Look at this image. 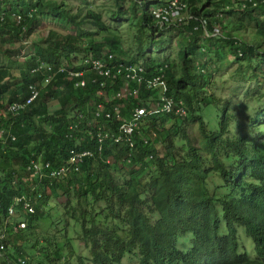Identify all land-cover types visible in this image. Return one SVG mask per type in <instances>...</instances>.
<instances>
[{
  "label": "trees",
  "instance_id": "1",
  "mask_svg": "<svg viewBox=\"0 0 264 264\" xmlns=\"http://www.w3.org/2000/svg\"><path fill=\"white\" fill-rule=\"evenodd\" d=\"M114 1L118 3L120 0ZM185 1L194 18L167 31L161 30L151 16V7L159 0H130L131 9H119L118 13L120 17L130 11L138 14L142 36L148 29L145 38H137L139 54L129 61L143 63L148 72L168 65L170 96L183 102L186 116L157 117L151 123L157 133L155 139L149 138L150 131L143 130L148 134L147 144L136 140L135 147L129 148L109 139L101 145L103 152L87 159L80 171H73L59 180L46 179L43 185H39L40 189L32 192L35 213L25 215L17 207L16 212L20 213L24 227L13 236L10 235L11 229L4 228L2 222L13 198L29 193L34 185L31 173L25 175L30 162L50 163L52 169L63 167L69 158V150L78 146L76 137L68 135L73 123L80 121V130L85 131L89 122H97L92 129L94 134L101 128L104 133L117 135L118 120L107 119V111H112L115 104L123 105L119 115H126L135 107L150 108V92L144 90L145 93L119 100L116 94L121 82L101 88L99 84L93 85L90 76H86L89 86L82 88L76 87L81 78L73 79L76 82L69 81L67 72H58L60 68L80 70L76 64L85 56L101 57L106 50L126 59L117 47L118 37L111 35L102 41L93 40L98 31L57 36L55 31H50L44 43L34 46L17 82L10 69L0 67V131L4 130L15 138L14 141L6 140L3 147L0 145V221L7 233L0 264H22L23 260L24 264H70L71 258L76 259L77 264H87L86 259L76 253L72 237H68L72 229L70 222L61 221L60 226H55L66 224L63 242L55 236H39L40 232H36L44 223L52 200L62 197L68 199L65 215L76 220L73 229H81V240L91 251L94 264H121L127 255L138 257L139 264H264V134L259 133L254 138L247 135L230 138L232 122L238 118L230 115L228 107L223 105L218 108L222 112L220 130L207 135L201 114V110L210 104L217 107L221 104L220 99L205 91L212 73L221 70L215 68L216 57L226 62L229 58V62L239 66L235 78L247 77L249 81L261 78L263 81L259 82L263 84V43H249L240 32L242 22H247L256 30V38L264 40L262 9L242 10L238 7L225 10L232 0ZM7 4L0 3V14L7 15L6 21L0 23V44L26 39L33 31L32 27L38 28L45 17L81 24L65 1L29 0L17 6ZM30 10L35 12L33 17L27 15ZM14 13L25 15L21 23L12 16ZM236 17H239L237 25L232 27L229 20ZM86 18L100 30L108 29L101 21V15L91 12ZM201 19H207L208 24L203 27ZM217 25L222 26L224 34L213 37ZM195 26L197 30H193ZM166 34L180 35L182 44L185 42L178 54L179 62L170 57L163 61L154 57L146 59L154 48L169 46L168 36L163 37ZM84 36L88 39L85 40ZM7 53L12 55L9 51ZM43 63L56 72L52 84L44 89L43 82L52 72L44 68L33 73ZM32 84L43 89L39 100L18 115H11L7 110L9 105L24 102L30 96L29 86ZM101 90L106 91L107 96L100 95ZM153 92L158 95V90ZM112 97L113 102L106 101ZM99 105H103V111L101 117L96 118ZM80 114L84 118H80ZM259 116L253 121L256 128L263 125L260 118L264 111ZM168 121H175L171 129L177 135L185 133L182 125L188 126L190 121L197 123L203 144L199 148L212 157L210 169L221 176L228 188L238 191L239 197L236 194L220 197L210 192L206 181L209 171L203 169L198 148L187 144L188 156H181L169 136ZM239 126L242 127V123ZM93 137H86L82 148L97 154L100 144L96 135ZM218 147L226 148L227 156L229 151L234 154L237 161L233 169H227L218 159ZM126 166L130 167L129 171H125ZM14 176L17 177L16 187L11 185ZM72 197L76 205L72 204ZM240 231L252 241L254 257L242 252ZM58 233L62 234V231ZM8 243L13 247L9 253Z\"/></svg>",
  "mask_w": 264,
  "mask_h": 264
},
{
  "label": "rangeland",
  "instance_id": "2",
  "mask_svg": "<svg viewBox=\"0 0 264 264\" xmlns=\"http://www.w3.org/2000/svg\"><path fill=\"white\" fill-rule=\"evenodd\" d=\"M62 1H65L69 11L73 13V15L77 16L76 19L78 23H81L80 25L70 23L69 21L62 18L56 19L45 17L43 23L38 28L34 29V27H32L31 31H33L27 36L26 39L22 41L19 39L12 44H0V67H6L10 69L17 79L16 82L20 80V71L25 67V61L34 52V46L36 44L44 43L49 37V32L52 30L55 31V36L67 34L84 35V31H98L97 34L93 36V40L96 41H102L111 35H115L118 37L117 47L126 59L135 58L136 55L139 54V44L137 38H145L147 36L148 29L144 30V35L142 36L138 27V14L135 15L132 13V11H130L129 14L120 17L118 13L119 9L124 11L131 9L130 0H120L118 3H116L114 0H56L57 3H61ZM6 2L10 3L11 5L21 2L25 4L28 3L29 0H6ZM91 12L101 15V21L108 27L107 30H100L98 27H95L90 19L86 18L87 15H91ZM238 18L236 17L234 20L230 19V23L228 24H230L232 27H235V25H237L236 21H238ZM239 27L240 25L238 24V28ZM241 27V35L244 36L246 41H249V43L254 41L260 44L263 43L264 49V40L261 37L256 38V30L253 28V26H248L247 22H242ZM167 36L168 35L166 34L163 37ZM83 38L85 40L88 39L87 36H84ZM167 42H169V46L166 45L165 48H154L153 53L148 54L146 59H151L154 57L155 59L163 61L165 58L170 57L171 59H175L177 62H179L178 54L185 43L184 42L182 44L183 38L181 39L180 35L171 34V36H168ZM85 44L86 41H84V45ZM7 51L11 52L12 55H9ZM215 59L217 65L215 68H220L221 70L214 71L212 73L210 84L206 87L205 91L208 95L213 94L217 99H220L221 104L218 107L216 105L210 104L201 110L202 117H204V121L207 126L205 129L207 135L216 134L218 130H220L218 125H220L222 112H220L218 108L221 109L223 105L228 107V113L230 115L233 114L234 117L238 118L237 120L234 119L232 122L231 132L229 135L230 138L235 139L238 136L241 137L244 135H247L248 138H254L259 133L263 132L264 134V116L260 118L263 123L262 126L256 128L253 125V121H255L257 117H260L259 114L264 111V82L263 84L259 82H262L263 80L259 78V81L254 79L249 81L247 80V77L244 79L235 78L234 75H236L239 67L238 65L229 62V58L227 59V62L224 59L221 60L218 57ZM52 106L54 108L56 107V105ZM240 122L242 123V127L239 126L241 125ZM174 123L175 121H168L167 125L168 132H170L169 136L173 139L175 145V150L181 156L187 157V144H190L189 147L198 148V155L202 159L203 169H207L209 171L206 181L210 187V192L220 197H222V195L235 196V194L238 196V191L228 188L225 182L222 181L221 176L210 169L212 167V157L209 152L199 148L200 146L202 147L203 144L197 123L190 121L188 126H184L181 122L180 125H182L186 131L184 134L179 135H177V133L171 129V126H173ZM185 138L187 139L186 141L184 140ZM161 149L162 148L159 150ZM227 153L228 150L226 148L218 147L216 156L225 164L227 169H233L236 166L237 159H235L234 154L230 151L228 155L230 157L227 158ZM129 170L130 167L126 166L125 171ZM121 177L122 176L119 175L120 179ZM248 192L250 193L249 190ZM71 201L73 205H76V200L74 197L71 198ZM67 202V197L53 199L49 206V213L46 216L44 223L41 224V228L36 230V232H40L38 233L39 236H55L59 241L63 242V236L66 235V224H62L61 227L55 226H60L61 221L70 222L72 229L68 232V237H72V245L76 253L83 256L86 259L87 264H94L92 261L91 251H89L84 242L81 240L83 238L81 229L80 231L79 229H73L76 220H73L71 216L65 215V207ZM119 206L120 205L116 203V208H119ZM123 209L124 206L122 207V210ZM98 210L101 211V208ZM123 228L125 229V226ZM57 230H61L62 234L58 233ZM10 235L13 236L14 234ZM239 238L242 241V252L254 257L252 241L247 239L243 231H240ZM8 239L10 240V238ZM9 251H13L11 243L8 244V253ZM3 257L4 256L2 254L0 259H3ZM5 259L6 256L4 260ZM139 263L140 261L138 257L134 255H127L121 264ZM70 264H77L76 259L71 258Z\"/></svg>",
  "mask_w": 264,
  "mask_h": 264
},
{
  "label": "built area",
  "instance_id": "3",
  "mask_svg": "<svg viewBox=\"0 0 264 264\" xmlns=\"http://www.w3.org/2000/svg\"><path fill=\"white\" fill-rule=\"evenodd\" d=\"M6 0H0V3H4ZM241 7L242 10L248 8H259L260 18L264 20V0H232V5L227 7V11H231ZM35 12L30 10L27 15L33 17ZM17 22L21 23L24 19V15L14 13L12 15ZM151 16L157 23L161 30L167 31L168 29L176 28L181 25H185L190 22L194 16L188 7L185 0H159V3L152 5ZM6 13L0 14V23L6 21ZM222 17V16H221ZM203 27L208 24L207 19H201ZM227 24V21L225 22ZM198 27H193V30H197ZM224 34V30L221 25H217L215 28L213 37L221 36ZM80 70L66 71L65 68H60L58 72H67L68 80L72 81L75 78H81L80 81L76 82V87L85 88L88 85L86 76H90V80L93 85L99 84L101 88L107 86H113L118 82H121L116 97L119 100H126L127 98L135 95H140L141 92H150V108L135 107L134 109L127 112L126 115H119L120 108L123 105L115 104L113 110L109 109L106 113L107 119L118 120V132L117 135H110L109 133L102 132L101 128L95 134L93 130L97 126V122H89L85 131L80 130L81 122H75L69 127L68 135L75 136L78 140L77 148L69 150V158L65 162V165L58 169H52L50 163L44 164L43 162L32 160L25 175H30L33 180V186L29 193L22 194L21 196L16 195L11 205L7 210V217L3 220L4 228L11 229V234H15L19 228H23V222L17 220L20 213L16 212L19 206L22 213L25 215H32L35 213L34 207V196L32 192L43 185L46 179L59 180L64 178L67 174L75 171H80L82 164L87 159H93L96 153L92 150H86L82 148V144L85 143L86 137H93L96 135V140L100 144L98 147V154L103 152L101 146L105 141L113 139L117 145L127 146L134 148L136 140L142 141L147 144L146 137L143 130H148L149 138L155 139L156 131L153 129L151 123L154 122L155 118L165 115H173L178 118H184L186 116V109L182 101H177L173 96H170V87L167 81V69L168 65H163L157 69L148 72L147 68L143 63H132L129 59H123L118 57L114 52L105 51L101 54V57H93L90 55L85 56L80 63L76 64ZM47 68L51 75L47 76L43 82V89L52 84V81L56 73L51 66L43 63L38 68L33 70V73L39 72ZM110 84V85H108ZM43 89L36 87L34 84L29 86L30 96L21 103L15 102L9 105L8 112L11 115H18L21 111L28 109L33 105L42 95ZM145 90V91H144ZM158 90V95L153 91ZM100 95L107 96V92L104 90L100 91ZM108 102H113L114 97L107 99ZM103 105H99L95 117H101ZM117 112V114H114ZM115 115V117H114ZM80 118H84L82 114ZM94 138V137H93ZM14 141L8 132L4 130L0 131V145L3 147L6 140ZM4 151V149H2ZM17 177L11 181L12 186H17ZM1 209V204H0ZM0 221V258L2 257V251L4 249V243L7 240V233L5 229H2ZM22 264L25 261H21Z\"/></svg>",
  "mask_w": 264,
  "mask_h": 264
},
{
  "label": "crops",
  "instance_id": "4",
  "mask_svg": "<svg viewBox=\"0 0 264 264\" xmlns=\"http://www.w3.org/2000/svg\"><path fill=\"white\" fill-rule=\"evenodd\" d=\"M7 3H8V2H7ZM20 4H22V2H21ZM7 5H9V6H10L11 4H10V3H8ZM12 5H13V6H17V4H12ZM12 5H11V6H12ZM18 5H19V4H18ZM231 5H232V4H227V6H226V9H227V7H229V6H231ZM226 9H225V10H226Z\"/></svg>",
  "mask_w": 264,
  "mask_h": 264
},
{
  "label": "bare ground",
  "instance_id": "5",
  "mask_svg": "<svg viewBox=\"0 0 264 264\" xmlns=\"http://www.w3.org/2000/svg\"><path fill=\"white\" fill-rule=\"evenodd\" d=\"M24 16H25V15H24ZM28 17H29V16H28ZM2 23H3V22H2ZM65 66H66V65H65ZM65 69H66V68H65ZM44 72H45V71H44ZM44 72H43V73H44ZM59 74H60V73H59ZM66 74H67V73H66ZM45 75H46V74H45ZM75 79H76V78H75ZM77 79H78V78H77ZM73 81H74V80H73ZM74 82H76V81H74ZM88 83H89V82H88ZM88 86H89V85H88ZM88 86H87V87H88ZM96 155L98 156V153H97ZM44 183H45V182H44ZM31 186H32V185H31ZM38 189H40V188H38ZM35 190H36V189H35ZM41 192H42V191H41ZM33 193H34V192H33ZM20 210H21V209H20ZM6 217H7V216H6ZM8 244H9V243H8ZM20 258H21V257H20ZM21 260H22V259H21ZM19 264H20V263H19Z\"/></svg>",
  "mask_w": 264,
  "mask_h": 264
},
{
  "label": "clouds",
  "instance_id": "6",
  "mask_svg": "<svg viewBox=\"0 0 264 264\" xmlns=\"http://www.w3.org/2000/svg\"><path fill=\"white\" fill-rule=\"evenodd\" d=\"M17 220H19L20 222H23V221H22V217L17 218Z\"/></svg>",
  "mask_w": 264,
  "mask_h": 264
}]
</instances>
